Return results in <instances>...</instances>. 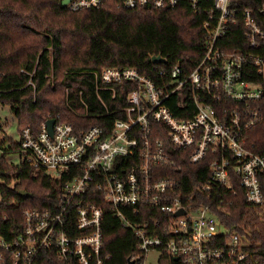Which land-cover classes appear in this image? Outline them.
Instances as JSON below:
<instances>
[{"label": "built area", "instance_id": "built-area-1", "mask_svg": "<svg viewBox=\"0 0 264 264\" xmlns=\"http://www.w3.org/2000/svg\"><path fill=\"white\" fill-rule=\"evenodd\" d=\"M110 1L152 9L186 2L203 11L204 54L191 71L159 68V84L136 67L95 72L104 127L77 129L48 118L37 130L22 129L20 164L66 180L56 209L27 208L20 231L0 235V264H106L109 233L118 229L134 247V261L155 249L181 264H241L246 243L215 208L238 192L264 208V5L254 12L232 0H70L67 7L92 10ZM239 26L245 43L230 49L224 38ZM127 85L120 100L117 87L125 93ZM183 160L199 165L202 178L206 173L191 193L163 171L180 174Z\"/></svg>", "mask_w": 264, "mask_h": 264}, {"label": "trees", "instance_id": "trees-1", "mask_svg": "<svg viewBox=\"0 0 264 264\" xmlns=\"http://www.w3.org/2000/svg\"><path fill=\"white\" fill-rule=\"evenodd\" d=\"M232 4L255 12L264 0H232ZM205 18L203 11L195 13L186 2L175 8L152 9L126 8L110 1L99 9L71 11L62 6V0H0V103L10 106L20 132L26 127L37 130L48 118L72 123L77 129L104 127L105 119L96 116L104 109L95 91V72L104 67H136L159 84L161 67L180 64L191 71L204 54ZM243 32L239 26L224 38L230 49L243 48ZM153 56H161L165 62L155 63ZM130 89L127 85L123 93L118 86L117 97L124 100ZM102 95L110 109L116 107L110 92ZM6 141L10 142L8 148L3 147ZM2 144L0 235L11 238L22 227L25 209L57 208L66 179L9 162L7 155L18 153L20 142L5 138ZM181 167L180 174L176 169L163 171L179 176L185 192L191 193L206 179V173L202 178L201 167L186 160ZM19 190L31 196L22 197ZM145 208L162 216L157 209ZM215 212L246 243L247 257L241 264H264V208L250 206L238 192L225 195L224 204ZM122 234L125 236L122 229L109 233L112 257L106 264H128L133 259L134 247L118 241ZM135 264H144V258ZM159 264L181 262L164 252Z\"/></svg>", "mask_w": 264, "mask_h": 264}, {"label": "rangeland", "instance_id": "rangeland-1", "mask_svg": "<svg viewBox=\"0 0 264 264\" xmlns=\"http://www.w3.org/2000/svg\"><path fill=\"white\" fill-rule=\"evenodd\" d=\"M20 125L18 122V119L12 112L10 106L3 105L0 103V143L3 145V141L5 138H11L12 141L18 142L20 141ZM10 142L6 141L3 147H9ZM3 154V150L0 149V157ZM7 160L9 162L14 163L15 165L20 164V158L18 153H9L7 155ZM0 182H3L2 179H0ZM1 202V197H0ZM118 241L121 242V244L127 245L128 239L122 235L118 237ZM161 256V253L158 250H150L144 259V264H159V258Z\"/></svg>", "mask_w": 264, "mask_h": 264}, {"label": "water", "instance_id": "water-1", "mask_svg": "<svg viewBox=\"0 0 264 264\" xmlns=\"http://www.w3.org/2000/svg\"><path fill=\"white\" fill-rule=\"evenodd\" d=\"M70 0H62V6L63 7H67V4L69 3ZM153 61L155 63H164L165 62V59L161 56H153ZM54 123H55V120L54 119H50L46 122L47 124V127H48V130L50 131V133H52L53 131V126H54ZM19 194L22 196V197H29L31 196V194H29L28 192L24 191V190H19ZM184 213V210H180L177 215H180ZM128 264H135V261L134 260H130Z\"/></svg>", "mask_w": 264, "mask_h": 264}]
</instances>
